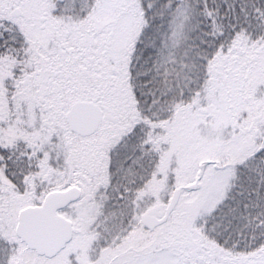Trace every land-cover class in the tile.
Masks as SVG:
<instances>
[{"label":"snow or ice","instance_id":"obj_1","mask_svg":"<svg viewBox=\"0 0 264 264\" xmlns=\"http://www.w3.org/2000/svg\"><path fill=\"white\" fill-rule=\"evenodd\" d=\"M0 264H264V0H0Z\"/></svg>","mask_w":264,"mask_h":264}]
</instances>
